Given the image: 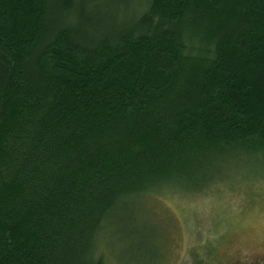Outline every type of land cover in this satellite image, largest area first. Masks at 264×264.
<instances>
[{
  "label": "trees",
  "instance_id": "16d2710c",
  "mask_svg": "<svg viewBox=\"0 0 264 264\" xmlns=\"http://www.w3.org/2000/svg\"><path fill=\"white\" fill-rule=\"evenodd\" d=\"M236 157L264 165V0H0V264H106L132 199Z\"/></svg>",
  "mask_w": 264,
  "mask_h": 264
},
{
  "label": "rangeland",
  "instance_id": "374dc122",
  "mask_svg": "<svg viewBox=\"0 0 264 264\" xmlns=\"http://www.w3.org/2000/svg\"><path fill=\"white\" fill-rule=\"evenodd\" d=\"M214 170L194 193L132 199L100 234L105 263L264 264V165L236 157Z\"/></svg>",
  "mask_w": 264,
  "mask_h": 264
},
{
  "label": "crops",
  "instance_id": "0c3cea01",
  "mask_svg": "<svg viewBox=\"0 0 264 264\" xmlns=\"http://www.w3.org/2000/svg\"><path fill=\"white\" fill-rule=\"evenodd\" d=\"M183 254H184V252H181L180 255H179V257L182 258Z\"/></svg>",
  "mask_w": 264,
  "mask_h": 264
}]
</instances>
